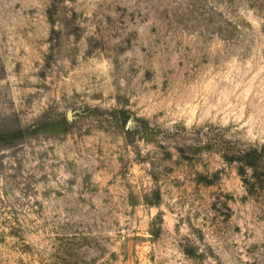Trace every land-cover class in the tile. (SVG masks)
I'll list each match as a JSON object with an SVG mask.
<instances>
[{
	"label": "rangeland",
	"instance_id": "rangeland-1",
	"mask_svg": "<svg viewBox=\"0 0 264 264\" xmlns=\"http://www.w3.org/2000/svg\"><path fill=\"white\" fill-rule=\"evenodd\" d=\"M0 264H264V0H0Z\"/></svg>",
	"mask_w": 264,
	"mask_h": 264
}]
</instances>
